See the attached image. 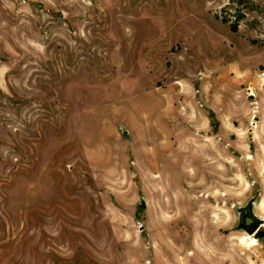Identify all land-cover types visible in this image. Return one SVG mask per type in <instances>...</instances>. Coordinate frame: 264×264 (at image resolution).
Segmentation results:
<instances>
[{"label": "rangeland", "instance_id": "rangeland-1", "mask_svg": "<svg viewBox=\"0 0 264 264\" xmlns=\"http://www.w3.org/2000/svg\"><path fill=\"white\" fill-rule=\"evenodd\" d=\"M250 203L264 0H0V264H264Z\"/></svg>", "mask_w": 264, "mask_h": 264}, {"label": "water", "instance_id": "water-1", "mask_svg": "<svg viewBox=\"0 0 264 264\" xmlns=\"http://www.w3.org/2000/svg\"><path fill=\"white\" fill-rule=\"evenodd\" d=\"M253 203H250L246 208L240 211V223L239 230H244L250 236H254L256 240H264V230L261 227L264 226V221L259 220L253 214Z\"/></svg>", "mask_w": 264, "mask_h": 264}, {"label": "trees", "instance_id": "trees-1", "mask_svg": "<svg viewBox=\"0 0 264 264\" xmlns=\"http://www.w3.org/2000/svg\"><path fill=\"white\" fill-rule=\"evenodd\" d=\"M225 22H227V20H225ZM238 23H239V19L236 22L231 24L232 31H234V32L238 31Z\"/></svg>", "mask_w": 264, "mask_h": 264}, {"label": "bare ground", "instance_id": "bare-ground-1", "mask_svg": "<svg viewBox=\"0 0 264 264\" xmlns=\"http://www.w3.org/2000/svg\"><path fill=\"white\" fill-rule=\"evenodd\" d=\"M255 244H256V241H255V239H254V240H252L251 245H255Z\"/></svg>", "mask_w": 264, "mask_h": 264}]
</instances>
